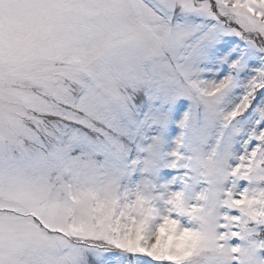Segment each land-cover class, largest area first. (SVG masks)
Instances as JSON below:
<instances>
[{"label": "snow or ice", "instance_id": "1", "mask_svg": "<svg viewBox=\"0 0 264 264\" xmlns=\"http://www.w3.org/2000/svg\"><path fill=\"white\" fill-rule=\"evenodd\" d=\"M0 264H264V0H0Z\"/></svg>", "mask_w": 264, "mask_h": 264}]
</instances>
